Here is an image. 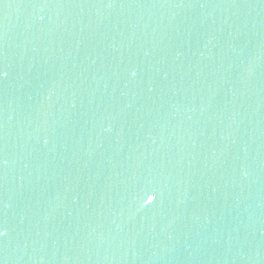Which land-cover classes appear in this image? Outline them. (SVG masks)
Here are the masks:
<instances>
[{
  "label": "water",
  "instance_id": "1",
  "mask_svg": "<svg viewBox=\"0 0 264 264\" xmlns=\"http://www.w3.org/2000/svg\"><path fill=\"white\" fill-rule=\"evenodd\" d=\"M0 264H264V0H0Z\"/></svg>",
  "mask_w": 264,
  "mask_h": 264
}]
</instances>
